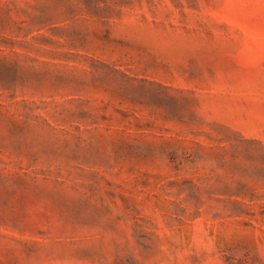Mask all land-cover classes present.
I'll list each match as a JSON object with an SVG mask.
<instances>
[{
    "label": "rangeland",
    "instance_id": "rangeland-1",
    "mask_svg": "<svg viewBox=\"0 0 264 264\" xmlns=\"http://www.w3.org/2000/svg\"><path fill=\"white\" fill-rule=\"evenodd\" d=\"M0 264H264V0H0Z\"/></svg>",
    "mask_w": 264,
    "mask_h": 264
}]
</instances>
